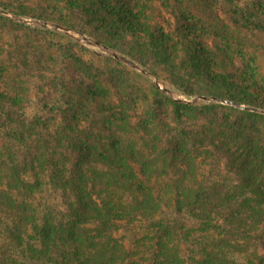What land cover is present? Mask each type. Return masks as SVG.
Returning <instances> with one entry per match:
<instances>
[{
    "label": "trees",
    "instance_id": "16d2710c",
    "mask_svg": "<svg viewBox=\"0 0 264 264\" xmlns=\"http://www.w3.org/2000/svg\"><path fill=\"white\" fill-rule=\"evenodd\" d=\"M22 1H0V264H264V0ZM93 23L153 81L63 47ZM162 64L187 97L247 90L171 100Z\"/></svg>",
    "mask_w": 264,
    "mask_h": 264
},
{
    "label": "rangeland",
    "instance_id": "374dc122",
    "mask_svg": "<svg viewBox=\"0 0 264 264\" xmlns=\"http://www.w3.org/2000/svg\"><path fill=\"white\" fill-rule=\"evenodd\" d=\"M0 1L2 3H5V4L8 3L9 5H12V9H18L20 6H22V4H24V1H22V0H0ZM2 13H4V12L0 11V14H2ZM11 20L14 21L15 23L25 22L26 25L31 26V27H35V28H39L42 26L41 22H37V21L31 22L27 19H21L19 17H15V16H12ZM96 26L97 25H95L93 23L92 27H90L89 30L88 29L86 30V32H85L86 34H82L80 32H74V31H65V32L64 31H57V32H60V34L63 35V37L65 38V40L62 41L63 47H65L64 45H71L75 51V54L80 55L84 60H88V61L94 60L95 63L102 64V63H104V61L109 56H112L114 58H120L123 66H125L127 68H133L136 70V72H139L142 75H144L145 73L144 74L142 73L140 67L133 64L132 62H130V60L127 57L126 58L125 57H119V54H117V53L112 54L110 51H108V50L102 48L100 45L96 44V39H101L100 38L101 35H103V33L105 32L102 28V29H99L98 32L95 34L94 29L96 28ZM44 28L48 29L49 31L50 30L55 31L54 27L52 25L44 27ZM256 36H257V34L254 37H256ZM258 37H259V35H258ZM258 37H256V38H258ZM253 41H255V40H253ZM177 56H178V62L179 63L184 62L183 60H186V58H187L184 56V54L181 55V52H179ZM166 69H168L167 66H165L163 64L161 66H159V68L157 69L158 74H159V79L156 80L155 83L161 89L166 90V95L171 100H175V101L180 100V101L192 103L193 105H196V106L208 105L210 102H216V103L223 102L221 104H225L224 102H227L226 100L229 99L227 94H228V92H231V90H232L231 88H234L235 92H237V93H244L247 90L243 86H237L236 85L235 87H232L227 82H225V86L224 85L222 86V89L224 90L222 92L218 91V89L215 90V89H212V88L205 85L204 86L205 91L203 92L204 96L187 97V96L183 95L176 88L175 84H173L172 81L176 80V78L174 76H173L174 78L171 77V75H174V72L171 71L169 73L168 70H166ZM144 76L147 78V81L145 78V81L144 80H140V81L138 80L139 82H137L140 85V87H143V88H144V86L146 87L148 85V81L150 82L152 80L147 75H144ZM217 85L219 86V88H221V85H219L218 83H217ZM255 96L259 97L258 95H255ZM219 97H222L223 100H220ZM263 97L262 98L260 97L261 98L260 101H257V102H260L259 103L260 105H258V106L264 107V98ZM239 101H240V103H244V107L250 109V106L249 107L246 106V105H249V104H247V102H245L244 100H239ZM250 105H252V104H250ZM120 235H121V233H120ZM122 235H124V234H122ZM128 236H131V235L128 234Z\"/></svg>",
    "mask_w": 264,
    "mask_h": 264
}]
</instances>
